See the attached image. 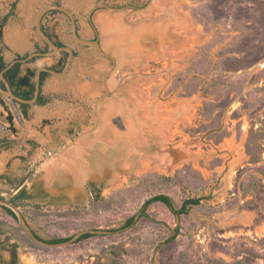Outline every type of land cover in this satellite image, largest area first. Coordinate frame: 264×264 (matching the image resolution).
<instances>
[{"label":"rangeland","instance_id":"rangeland-1","mask_svg":"<svg viewBox=\"0 0 264 264\" xmlns=\"http://www.w3.org/2000/svg\"><path fill=\"white\" fill-rule=\"evenodd\" d=\"M211 2L0 0V23L7 17L0 51L8 62L26 59L23 71L66 67L69 52L49 53L36 30L38 12L50 4L69 8L80 36L99 38L110 55L77 41L70 17L51 10L42 24L74 50L68 73L49 72L45 102L29 104L26 113L18 101L0 98V195L9 200L26 187L30 198L18 208L44 238L108 232L31 244L0 206V264H10L14 243L16 264H264L254 256H264V58L247 71L242 100L221 118L200 114L209 97L199 82L201 48L231 41L245 19L237 21L233 10L220 23L200 22L193 11L211 23ZM244 33L251 36L250 29ZM36 52L45 54L29 57ZM194 71L199 78L188 81ZM213 128L227 135L221 140ZM160 193L177 206L202 200L181 216L155 202L148 217L118 230Z\"/></svg>","mask_w":264,"mask_h":264},{"label":"trees","instance_id":"trees-1","mask_svg":"<svg viewBox=\"0 0 264 264\" xmlns=\"http://www.w3.org/2000/svg\"><path fill=\"white\" fill-rule=\"evenodd\" d=\"M211 3L213 6L210 9L212 10V15H215L214 20H212L211 23H208L210 22L209 20L205 22L203 19L205 16L199 11L194 10L193 16L206 25L213 24L212 22L220 23V20L225 16H230L233 10L235 11V13H237L238 16L236 20L238 18H245L243 22L244 29L240 32V35L233 37L232 40L228 41L227 43H224L223 39L214 41L212 40L201 48V51H203L204 53L201 56V58L203 59L199 73L201 76H204L205 79L201 78L199 82H202L201 88H205V93L209 97L204 101V107L200 114L203 117H211L215 115L216 117L221 118L229 104H231L238 97L241 100L243 99V97H245L246 94L244 91L248 85V74L246 73L253 65L264 58V0H212ZM235 13L233 12V15H235ZM6 20L7 17H5L1 21L0 28L3 27ZM246 29H250L251 31V36H249V38L245 37L246 33L244 32L246 31ZM44 30L46 31L45 28ZM49 36L52 38L50 34ZM56 43L59 46H63V44L61 43ZM220 44L222 46L221 49H219V52H217V54L213 56L212 49ZM18 59H23V57L19 56ZM8 64L9 62L5 59L2 51H0V85H2L3 87H6V85L5 81L1 78V73L8 66ZM22 65V61L16 62L4 72V75L7 81L10 83L14 93L23 98L29 99L32 98L35 94L36 69L28 67L25 71H23ZM197 73L198 72L194 71V74L189 78L188 81L199 78L197 76ZM47 74H49V72L42 71L41 85L43 84V80ZM263 74L264 70L259 75L262 76ZM186 76H188V74L182 77V80H184L183 78H185ZM197 90L198 87H196L195 91L190 92V94L196 92ZM1 97L2 94L0 93V98ZM44 102L45 99L43 96L37 101L38 104H43ZM20 104L22 105V107H24V112L26 113L29 104ZM9 120L12 121V116L9 117ZM204 130H210L209 125H205ZM213 130L217 133H222L221 140L227 135L226 130L221 131L219 128H213ZM254 132H256L254 131V129L251 130V133ZM1 147L2 146H0V151ZM0 197L6 199L2 195H0ZM29 198L30 196L26 187H22L9 199V201L14 203L17 207H20L21 203L28 200ZM201 200L202 198L200 197L186 198L182 201L180 206H177L174 198L169 194L160 193L154 195L144 202L139 212L126 218L124 224L118 230L130 228L140 218L148 217V210L150 206L155 202H161L165 204L176 216H181L184 214H189L191 207L200 204ZM1 207L18 223V229L20 231H24V229L18 222V218L15 212L8 207ZM115 230L117 229H113L112 231ZM35 233L39 238L46 240L47 242L52 244L67 242L75 235L72 234L69 236H53L47 239L40 236L37 232ZM178 233L179 229L176 230V233L169 240H174L177 237ZM94 235L95 233L85 232L77 238L76 242L85 240ZM24 236H26L31 244H37L25 231ZM19 246L20 245L18 243H14L11 251L12 257L10 264H16L18 258L17 249L19 248ZM254 256L259 258L264 257L259 253H255Z\"/></svg>","mask_w":264,"mask_h":264},{"label":"water","instance_id":"water-1","mask_svg":"<svg viewBox=\"0 0 264 264\" xmlns=\"http://www.w3.org/2000/svg\"><path fill=\"white\" fill-rule=\"evenodd\" d=\"M51 10L63 11L64 13H66L70 17L72 34L77 41H79L80 43H83V44L96 45L100 49V51H102L105 55L110 56L109 54L105 53L102 50L99 38L98 39H88V38H83L80 36L76 17L69 8H67L66 6L60 5V4H50V5L43 7L39 11L37 18H36V24H35L36 30H37L38 34L40 35V37L49 45V47H51L52 50L49 51V53L55 54L57 52L68 51L69 52V59L67 61L66 67L63 71H58V70H55L53 68L46 67V66L38 67L36 70L35 94L32 98H29V99L23 98V97L17 95L16 93H14L10 83L7 81V79L5 78V75H4V72L7 69H9L13 64H15L18 61H25L26 59H15V60L10 61L8 66L1 73V78L5 81L6 87H3L2 85H0V93L6 97H9V98H12V99L18 101L19 103H23V104H36L37 103L38 97L41 94V89H42V85H41V73H42V71H47V72H50V73H52L54 75H58V76H65L71 67V63H72V60L74 58V50L67 45L59 46L43 28V24H42L43 18L45 16V14ZM41 54H45V53H40V52L37 53L36 52V53H33L32 55H30L29 57H32L34 55H41ZM0 206L8 207L12 211H14L17 218H18V222H19L20 226L24 229V231L36 243L41 244V245H45V246H55V245H61L64 243L72 242L74 240H77V238L85 232H91V233L108 232V231H97V230H93V229L84 230V231L77 233L75 236H73L72 239H70L67 242L59 243V244H52V243H49L46 240H43V239L38 237V235L35 233V231L32 229V227L27 222L22 211L14 203L10 202L7 199L0 197Z\"/></svg>","mask_w":264,"mask_h":264},{"label":"flooded vegetation","instance_id":"flooded-vegetation-1","mask_svg":"<svg viewBox=\"0 0 264 264\" xmlns=\"http://www.w3.org/2000/svg\"><path fill=\"white\" fill-rule=\"evenodd\" d=\"M5 85H6V83H5ZM39 98H42V94H40L39 95V97H38V99ZM14 100V99H13ZM16 101V100H15ZM38 101V100H37ZM23 109H24V107H23ZM5 143V140H0V146H2L3 144Z\"/></svg>","mask_w":264,"mask_h":264},{"label":"bare ground","instance_id":"bare-ground-1","mask_svg":"<svg viewBox=\"0 0 264 264\" xmlns=\"http://www.w3.org/2000/svg\"><path fill=\"white\" fill-rule=\"evenodd\" d=\"M118 101V100H117ZM113 109H116V110H118V109H122V107H121V105L120 104H117L116 103V105L113 107ZM124 109V108H123Z\"/></svg>","mask_w":264,"mask_h":264},{"label":"crops","instance_id":"crops-1","mask_svg":"<svg viewBox=\"0 0 264 264\" xmlns=\"http://www.w3.org/2000/svg\"><path fill=\"white\" fill-rule=\"evenodd\" d=\"M38 13H39V12H38ZM10 32H11V30H10ZM10 32H7V35L11 34Z\"/></svg>","mask_w":264,"mask_h":264}]
</instances>
